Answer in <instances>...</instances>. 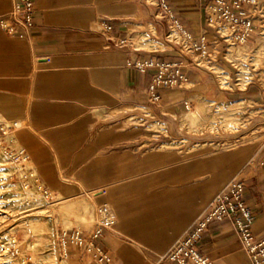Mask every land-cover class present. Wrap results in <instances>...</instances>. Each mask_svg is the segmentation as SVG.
<instances>
[{
	"label": "crops",
	"instance_id": "crops-1",
	"mask_svg": "<svg viewBox=\"0 0 264 264\" xmlns=\"http://www.w3.org/2000/svg\"><path fill=\"white\" fill-rule=\"evenodd\" d=\"M169 2L189 31L199 35L205 30L202 1ZM13 3L0 0V21ZM33 4L28 30L9 33L0 24V122L50 193L85 196L107 208L113 224L91 242L109 264H155L234 177L244 181L252 231L263 236L264 165L255 162L258 142L241 139L247 130L264 125V86H240L222 46L211 64L229 70L224 84L208 64L190 65L191 53L180 54L171 46L150 48L148 42L131 45V34L143 35L139 26L151 24L159 41L166 30L151 21V10L138 0ZM134 58L179 61L183 79L158 89L160 99L152 102L148 86L155 67L137 69ZM202 99L242 102L239 110L248 113L247 122L218 135L183 132L185 118L192 127L209 112ZM157 123L163 127L152 126ZM177 139L184 144L167 145ZM90 227L77 229L86 236ZM198 248L214 264H250L227 221L211 222ZM65 251L74 263L100 264L94 249L84 252L67 240Z\"/></svg>",
	"mask_w": 264,
	"mask_h": 264
},
{
	"label": "built area",
	"instance_id": "built-area-1",
	"mask_svg": "<svg viewBox=\"0 0 264 264\" xmlns=\"http://www.w3.org/2000/svg\"><path fill=\"white\" fill-rule=\"evenodd\" d=\"M151 10V21L162 23L166 26L165 41L175 48L180 54L191 53L195 59L190 65H211V61L223 47V56L232 67L237 66L226 56L231 47L248 46L255 40L256 35L264 33V12L262 3L264 0H200L205 10V30L199 35L189 31L177 17L169 0H138ZM33 0H14L10 12L0 21V24L9 33H16L18 29L28 30L33 24L34 16ZM107 32H111V26L104 25ZM213 33L212 39L208 37L209 31ZM174 31L175 38H169ZM151 35H155L151 33ZM177 38V40H175ZM126 39L121 44H126ZM211 52H215L212 55ZM198 59V60H197ZM132 66L144 70L155 67L148 86V97L152 102L160 99L158 89L172 87L180 84L183 79L182 67L179 61H157L152 58H134ZM250 82V81H249ZM239 113L241 111L238 109ZM243 112V111H242ZM243 114L248 115L247 112ZM3 133L5 130L0 128ZM248 142H258L259 157L255 161L257 166L264 165V126L251 130ZM245 184L241 177L232 178L226 186L215 196L205 212L196 222L178 239L174 245L155 264H214L207 256L203 255L198 248L199 241L208 225L214 221H227L236 230L244 251L247 253L250 264H264V235H256L251 228L253 213L244 198ZM99 221L90 227L85 233L79 229L64 230L63 243L67 240L74 245L83 247L84 252L95 250V259L100 264H109V258L93 245L91 240L102 234L104 228L113 224L111 214L105 206L98 208ZM65 251V247H64ZM66 254V251H65Z\"/></svg>",
	"mask_w": 264,
	"mask_h": 264
},
{
	"label": "rangeland",
	"instance_id": "rangeland-1",
	"mask_svg": "<svg viewBox=\"0 0 264 264\" xmlns=\"http://www.w3.org/2000/svg\"><path fill=\"white\" fill-rule=\"evenodd\" d=\"M262 10L264 12V2ZM148 26H139L138 29L143 28L147 32ZM164 35L161 40L165 39ZM144 46L147 45L144 43ZM168 46L169 44L165 45ZM230 49L239 52L241 63L239 66L236 62L237 69L231 66L233 79L238 82V74L241 73L244 84L250 81L264 86V33L256 35L255 40H252L248 46ZM198 61L206 65L203 61ZM211 68L221 84L223 80H229L228 73H220V68L217 66ZM244 84L239 85L244 86ZM212 101L203 100L209 112L203 115L201 123L189 127L185 118L182 122L183 132L187 131L195 136L218 135L232 132L247 122L245 114L237 112L242 102ZM122 112L126 111L117 113ZM132 121L137 122L138 119L131 118L130 122ZM152 126L163 127L159 123ZM2 127L5 133L0 129V264H77L62 250V234L64 230L77 229L82 224L88 227L94 225L100 218V215L96 214L98 207L85 196L63 198L48 192L37 177L30 161L20 152V147L8 128L0 122V128ZM252 129L243 133L242 142H248V134ZM161 130L165 129L161 128ZM182 144L184 141L177 139L167 145L178 147ZM84 201L92 206L94 217L92 221L86 222V214L80 206ZM72 203L77 204L71 208Z\"/></svg>",
	"mask_w": 264,
	"mask_h": 264
},
{
	"label": "bare ground",
	"instance_id": "bare-ground-1",
	"mask_svg": "<svg viewBox=\"0 0 264 264\" xmlns=\"http://www.w3.org/2000/svg\"><path fill=\"white\" fill-rule=\"evenodd\" d=\"M148 31H150L151 33H153V34H155V31L154 30H152L150 27L148 28V30H147V32H145V31H143V35L142 36H140V37H138V36H135V33L133 34V35H131V37L128 39V42L131 44V45H133V46H143V43L144 42H148V44H149V47L150 48H163V47H165V45L166 44H168L165 40H163V41H159L157 38H155L153 35H151L150 34V32H148ZM175 32L174 31H172L170 34H169V38H171V39H174L175 38ZM259 50V49H258ZM258 53V52H257ZM234 64H236V62H237V64L236 65H239L240 66V59H239V57H240V54H239V52H237V51H235V50H229L228 51V53H227V55H226ZM210 66V68L212 67V66H217L216 64H211V65H209ZM218 68H220L219 66H217ZM212 69V68H211ZM214 71V70H213ZM220 73H226V70H223L222 68H220ZM227 73L229 74V72L227 71ZM227 80L225 79L224 81H223V84L226 82ZM238 82H239V84L240 83H243L244 84V79H243V76H242V74L241 73H239L238 74ZM245 85V84H244ZM1 139V138H0ZM20 152L21 153H23V150L20 148ZM24 154V153H23ZM24 157H26V155L24 154ZM26 159H28L27 157H26ZM47 190V189H46ZM48 191V190H47ZM49 192V191H48ZM75 204H77V203H72V204H70V207L72 208V207H74L75 206ZM81 207H82V209H83V212L86 214V217H85V219H86V222H88V221H92V220H94V217H93V212H92V206L87 202V201H84L83 203H81V205H80ZM98 210V209H97ZM96 214H98V211H96ZM98 221H99V218H98ZM97 222V221H96ZM95 222V223H96ZM62 239H63V237H62ZM61 247H62V250H64V243H62V245H61ZM64 252V251H63Z\"/></svg>",
	"mask_w": 264,
	"mask_h": 264
}]
</instances>
